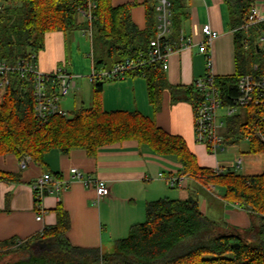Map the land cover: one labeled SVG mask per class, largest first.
I'll list each match as a JSON object with an SVG mask.
<instances>
[{"label": "trees", "instance_id": "trees-1", "mask_svg": "<svg viewBox=\"0 0 264 264\" xmlns=\"http://www.w3.org/2000/svg\"><path fill=\"white\" fill-rule=\"evenodd\" d=\"M78 1L0 0V59L15 63L38 56L48 32L69 36L90 26L92 47L100 43L107 56L96 60L94 55L96 69L106 68L108 62L114 65L147 57L150 42L158 33L157 0H144V29L132 18L136 1L115 6L112 0H91L95 3L91 24L78 11ZM170 1L172 29L161 42L176 46L189 11L186 0ZM223 2L234 32L236 70L216 80L230 96L236 94L241 76L257 72L256 64L258 73H264V43L260 41L264 22L246 26L255 0ZM132 75L145 78L154 112L160 110L165 90L171 94V103L192 101L195 107L198 92L194 86H172L160 62H148L125 77ZM104 83L92 82L89 106L41 122L34 112L32 86L25 78L12 76L10 83L0 88V155L14 154L19 161L29 157L43 164L52 150L67 154L81 149L93 157L105 146L134 140L156 154L174 157L181 165L179 175L222 187L224 199L249 212L250 226L240 228L210 219L201 211L197 194L191 192L185 200L164 197L147 202L145 220L117 239L113 252L103 253L98 247H82L69 240L70 215L59 202L54 225L25 240L14 236L0 241V264H264V171L260 175L230 170L217 174L213 168L200 167L185 140L159 127L154 119L138 111L104 110ZM262 128L259 107L250 105L243 114L227 120L225 142L237 143L250 136V152L264 154V142L257 135ZM0 181L19 182L20 174L0 170ZM18 252L24 257L4 261Z\"/></svg>", "mask_w": 264, "mask_h": 264}, {"label": "crops", "instance_id": "crops-1", "mask_svg": "<svg viewBox=\"0 0 264 264\" xmlns=\"http://www.w3.org/2000/svg\"><path fill=\"white\" fill-rule=\"evenodd\" d=\"M133 1L137 2L132 9L133 21L144 29V0H112V3L116 6ZM186 4L189 18L184 22L181 33L191 42L170 54L166 71L169 83L193 87L194 81L207 73V56L212 58V70L218 77L235 73L234 32L229 27L228 10L223 0H186ZM255 6L264 17V0H255ZM205 24H210L219 35L206 52H201V29ZM68 44L72 49L70 35L61 31L48 32L44 48L37 58L39 71L49 74L64 66L73 74L74 59L72 51L68 54ZM91 64L92 69L94 61ZM111 66L108 62L106 68ZM82 78L76 86L73 101L66 100V106L62 105L65 108L76 109L91 104L92 82L89 91L84 92L85 80ZM101 101L106 111H138L154 119L168 133L181 136L196 155L200 167L219 166L224 171L242 175H260L264 171V154L250 152L247 139L237 143L225 142L215 154L198 143L192 101L171 103V94L165 90L162 106L154 112L148 99L146 80L142 76L105 81ZM220 120L223 122L221 133L226 139L228 119L224 113H221ZM71 168L107 181L110 196L97 202L95 189L72 178ZM180 169L181 165L174 157L156 154L134 140L105 146L93 157L81 149L67 154L52 150L45 163L31 160L25 168H21L14 154L0 155V170L20 174L19 182L0 181V241L14 236L25 240L54 225L55 208L62 202L70 215L71 227L67 235L73 244L98 247L105 253L113 252L115 241L126 237L132 225L145 220L147 202L164 197L185 200L191 192L197 194L201 211L210 219L240 228L250 226L249 212L224 199L222 187L188 178L184 185L172 187L159 176L161 173L179 175ZM46 172L54 176L59 173L69 181V186L62 191H57L53 185L49 187L43 199L45 214L42 220H37L33 183Z\"/></svg>", "mask_w": 264, "mask_h": 264}, {"label": "built area", "instance_id": "built-area-1", "mask_svg": "<svg viewBox=\"0 0 264 264\" xmlns=\"http://www.w3.org/2000/svg\"><path fill=\"white\" fill-rule=\"evenodd\" d=\"M94 7L95 3L91 0L78 1L77 9L87 18L89 24H91L93 19L92 9ZM156 10L158 13V33L150 42L147 57L117 62L111 67L103 69H96L93 65L88 76L91 82L122 79L128 72L138 70L148 62H160L164 70H168L170 54L188 45L191 41L190 38H185L181 34L180 41L176 46L161 42L162 38H166L172 29L171 1L157 0ZM261 22H264V17L261 16L259 9L254 6L248 16L246 26ZM201 31L203 41L200 51L206 52L219 34L210 24L203 25ZM82 32L92 42V27L90 26L82 30ZM260 41L264 43V35L261 36ZM37 58L38 56L33 54L30 58H22L15 63L0 59V88L8 85L12 76L18 75L25 78L32 86L34 112L38 120L46 122L50 116L56 114L68 115L62 107L61 101L70 90L76 88V76L70 73L64 66H60L53 73H43L38 69ZM254 67L257 72L241 76L236 84V94L230 96L217 82V75L212 70V58L210 56H207V73L194 81V89L198 92V100L194 107L195 139L198 143L205 145L214 154L225 144L226 140L225 136L221 133L223 125V122L220 120L221 114L219 113L221 108L225 109L224 117L229 119L238 114H243L248 106L255 105L259 107L261 119L264 121V73H258L260 71L258 64ZM257 135L264 142V128L259 129ZM250 138V136L246 137L247 140H250ZM29 161V157H25L20 161L21 168H25ZM213 170L217 174L224 172L219 166L213 168ZM70 171L72 178L83 181L86 186L95 189L97 202L110 196V187L104 179L86 175L78 168H71ZM159 176L166 179L167 183L172 187L184 185L187 179L182 175L166 176L164 173H161ZM51 185L57 191H62L69 186V181L61 176H54L49 172L44 173L34 181L33 188L35 199L37 200V220L43 219L45 214L43 199Z\"/></svg>", "mask_w": 264, "mask_h": 264}, {"label": "rangeland", "instance_id": "rangeland-1", "mask_svg": "<svg viewBox=\"0 0 264 264\" xmlns=\"http://www.w3.org/2000/svg\"><path fill=\"white\" fill-rule=\"evenodd\" d=\"M70 40L72 42V49L70 48V46L68 44V54L72 51L71 57H73V59H74V66H75L74 69L72 70V72L76 76L75 81L77 84L80 82V80H81L80 78H82L81 76L85 75V77L82 78V80H85L83 88H84V92L85 91L87 92V90L89 91V88L91 87L90 86L91 83H90L88 76L90 74L89 71L91 69V65H92L91 62L94 59V55H95L96 60L107 59V56L105 55L104 48L100 43L96 42L95 46L92 47L90 38L84 36L80 32H75V33L71 34ZM77 40L80 42H75ZM77 87H78V85H77ZM77 87L75 89H72L69 91L67 96H65L64 99L61 101L62 105L64 104L66 106V102H67L66 100L73 101L74 93L77 90ZM85 88H88V89H85ZM65 106H62V107L65 109V111L69 115L74 110V108H65ZM224 111H225V109L221 108L219 113L220 114L224 113ZM103 253H105V252H103ZM106 253H111V252H106ZM20 257H24V254L18 252V253H15L9 257H6L4 259V261L14 260V259H18Z\"/></svg>", "mask_w": 264, "mask_h": 264}]
</instances>
